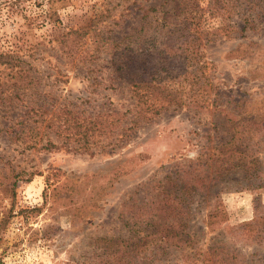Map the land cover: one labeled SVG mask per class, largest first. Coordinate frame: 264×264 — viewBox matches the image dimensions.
<instances>
[{
  "label": "rangeland",
  "instance_id": "1",
  "mask_svg": "<svg viewBox=\"0 0 264 264\" xmlns=\"http://www.w3.org/2000/svg\"><path fill=\"white\" fill-rule=\"evenodd\" d=\"M209 1L201 0L190 21L192 32H205L200 60L191 61L188 68L195 72L183 74V60L191 59L187 54L182 59L175 54L163 57L171 69L169 76L153 67L146 70L152 79L170 77L169 91L179 100L135 130L128 144L114 154L77 150L80 143L76 141V150L59 142L60 147L50 151H24L0 133L4 156L0 158V264L115 263L108 252L121 250V241L128 236L126 218L120 215H126L135 197H145L146 185L154 176L178 170L218 139L228 141L235 133L234 115L243 111L244 104H253L249 113H263L264 0H217L216 5L226 6L222 12L219 5L207 12ZM163 2L0 0V91L13 90L9 86L18 78L23 61L40 78L45 93L54 90L59 102L86 111L131 106L136 100L129 86H122L113 71L115 48L103 46L102 38L128 34L141 24V15L149 7L170 8L159 6ZM74 29L87 32L86 37L75 39L70 34ZM67 34L65 52L56 38ZM59 70L56 78L54 71ZM101 78L105 79L102 84H94ZM260 156L264 158V151ZM2 159L18 165L15 173L3 169ZM58 170L64 175L51 177L54 184L48 186V176ZM20 171L21 178H15ZM15 180L14 193L11 183ZM220 199L227 219L219 230L210 231L205 224L208 205L197 211L195 228L201 244L222 240L242 255L240 264H264V232L257 239L242 230L258 218V230L264 229V189L242 190L232 184Z\"/></svg>",
  "mask_w": 264,
  "mask_h": 264
},
{
  "label": "trees",
  "instance_id": "2",
  "mask_svg": "<svg viewBox=\"0 0 264 264\" xmlns=\"http://www.w3.org/2000/svg\"><path fill=\"white\" fill-rule=\"evenodd\" d=\"M216 1H209L207 12L220 6V2L215 4ZM165 4L170 8L157 11L155 7H149L141 15V24L128 34L117 39L102 38L103 46L115 48L112 53L113 71L117 72L116 80L122 82V86L128 85L131 97L136 100L130 107H99L86 111L67 101L59 102L54 90L45 93L40 78L21 61L18 78L9 86L13 90L0 91V133H4L12 144L18 143L24 151H50L59 148L57 144L63 142L61 146L68 150L114 154L127 145L135 130L154 121L168 106H173L177 102L175 100H179L169 91L172 86L170 77L168 80L164 76L152 79L146 70L153 67L154 71H165L169 76L171 69L166 67L163 57L175 54L182 59V54H187L191 59L188 63L183 60V74L189 75L195 72L188 71L191 61L200 60L205 32H192L190 21L201 0H164L159 6ZM225 9V5L220 6L219 12ZM155 10L157 12L151 14ZM71 33L79 40L87 35L81 29H74ZM68 35L56 38H60V49L65 52L69 48L65 41L69 39ZM72 49L68 52L72 53ZM59 72L54 71L56 78H59ZM109 80L111 83L114 79L110 77ZM103 81L105 79L101 78L94 84L100 85ZM206 86L201 85L200 89ZM54 99L56 102L52 104ZM239 107L241 105L235 106L233 111ZM252 108L253 104H244L243 111L234 115L235 133L228 141L218 139L208 145L197 159L180 164L178 170L174 168L163 177L154 176L153 182L146 185L145 197L142 200L134 198L127 206L126 215H120L121 219L126 218L127 239L121 241L124 243L121 250L108 252L114 259L113 264H240L242 255L229 248L225 241L212 242L211 239L210 243L201 244L195 218L198 209L208 205L205 224L210 231H217L227 219L220 199L223 191L232 184L242 190L264 189V158L260 156L264 151V109L261 115H256L248 112ZM254 118L261 120L250 122ZM74 141L80 143L76 149ZM1 157L4 158L2 153ZM14 164L11 159L3 160V169L15 173L18 165ZM22 174V171L16 173L15 178H21ZM30 174L31 180L36 172ZM63 175L60 170L52 171L47 185L54 184L51 177ZM254 182L257 185L254 186ZM17 185V180L11 183L14 193ZM258 220L246 228L242 227L257 239L260 232H264V229L258 230L261 225Z\"/></svg>",
  "mask_w": 264,
  "mask_h": 264
}]
</instances>
